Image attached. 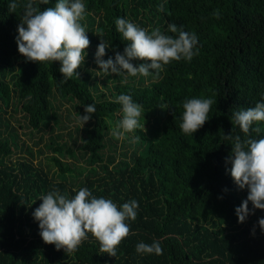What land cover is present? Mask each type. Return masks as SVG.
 <instances>
[{
	"label": "trees",
	"instance_id": "trees-1",
	"mask_svg": "<svg viewBox=\"0 0 264 264\" xmlns=\"http://www.w3.org/2000/svg\"><path fill=\"white\" fill-rule=\"evenodd\" d=\"M55 3L51 0L41 9ZM84 3L80 22L90 40L88 56L77 70L79 77L74 74L60 83L59 62H28L18 52L15 37L22 8L11 12L8 0H0V264H264V231L258 226L264 210L238 222L235 209L247 190H240L227 171L231 145L222 139L232 130L244 135L232 124L231 110L254 106L264 93V0ZM217 9L219 18L213 15ZM117 17L149 32L158 27L166 33L170 23L182 26L196 34L198 55L190 62L172 61L155 78L138 75L121 83L116 74L97 73L92 65L101 39L109 46L105 60L126 46L115 29ZM122 93L141 103L145 112L142 127L129 134L139 137L134 142L111 135L121 117ZM193 97H212L216 103L209 120L192 135L179 124L183 101ZM91 103L96 113L73 133L68 122L75 118L66 105L73 104L83 115ZM8 109L22 113L29 132H39L35 146L47 136L45 148L38 149L39 156L45 149L53 152L45 161L12 159L18 151L31 157L34 151L25 142L20 145L16 128L4 115ZM156 112L164 122L151 128L157 136H148L145 125ZM82 187L118 205L132 199L139 203L116 257L100 253L91 233L70 252L46 244L39 235L32 212L42 203L41 194L59 188L73 195ZM153 240L160 241L162 255L135 251L138 242Z\"/></svg>",
	"mask_w": 264,
	"mask_h": 264
},
{
	"label": "clouds",
	"instance_id": "clouds-1",
	"mask_svg": "<svg viewBox=\"0 0 264 264\" xmlns=\"http://www.w3.org/2000/svg\"><path fill=\"white\" fill-rule=\"evenodd\" d=\"M50 3L51 0H8V9L15 12L18 7L22 8L15 37L18 52L28 62H59V72L63 76L60 83H66L74 74L79 77L77 70L88 56L86 49L90 40L80 22L86 8L84 0H56L54 6L41 9V5ZM213 15L219 18V10H215ZM115 29L127 41L123 53L116 51L114 59L109 57L105 60L109 46L101 39L95 63L101 70L98 73L116 74L121 83L138 75L159 77L172 61L190 62L199 52L196 34L175 23L168 25L166 33L158 27L149 32L125 17H117ZM137 60L143 63L134 65L133 61ZM260 96L254 106L231 110L232 124L244 135H234L232 130L231 134L222 136L226 144L231 145V152L226 157V164L230 165L227 171L240 190H247V198L235 209L241 224L254 215L255 210H264V93ZM118 103L121 105V117L115 122L111 135L117 140L134 142L139 137L129 134L142 127L143 105L124 93L118 96ZM214 103L216 101L212 97L186 98L182 104L184 111L180 117V130L193 135L209 120ZM160 108L166 109L167 106ZM96 111L94 103L85 105L84 114L77 115L78 122L85 126ZM73 192L69 195L53 188L39 197L42 203L32 216L38 223L42 240L57 250L70 252L76 250L91 233L99 242L100 253L116 257L117 247L130 233L128 221L137 217L138 201L132 199L118 205L110 197L95 196L87 187ZM258 226L264 231V217L258 219ZM135 251L141 255L163 254L159 240L151 243L140 241L135 245Z\"/></svg>",
	"mask_w": 264,
	"mask_h": 264
},
{
	"label": "rangeland",
	"instance_id": "rangeland-1",
	"mask_svg": "<svg viewBox=\"0 0 264 264\" xmlns=\"http://www.w3.org/2000/svg\"><path fill=\"white\" fill-rule=\"evenodd\" d=\"M92 66H93V69L95 71H101L97 64H94ZM112 75H114V74H112ZM99 78L102 79V76H100ZM66 107L68 109H72V113L74 115L75 121L74 122H68V124L70 125V130L73 131V133H75L76 125L80 124L78 122V120H77V115L78 114L74 110V105L73 104L71 105V107H70V105H66ZM4 115L6 116V118L10 119L12 125L16 128L17 133L19 135V138L21 140L20 145L22 144V142H25L26 147H31L32 150L34 151V156H32V157L25 151L24 152L18 151L17 154H15L12 157V159L15 160V159H18L19 157H25V158L33 159L34 161H38V160L45 161L48 156L53 154L52 151L45 149V154L42 155V156H39L38 149H39V147L45 148L44 145H45V142L47 140V136L44 139V143L42 142L40 144V146H35L34 145V141H38V138H39L40 134H39V132H36V131H34V133L33 132H29L28 128L24 124L25 122L23 121L22 113L20 111H18L17 113H14V110L8 109L7 110V114H4ZM11 115L14 118L18 119V122L21 124V126H19V123L17 122V120L12 118ZM164 118L165 117L160 112H156V114L154 116H152L149 119V121L146 123V125H145L146 127L144 129V132L147 133L148 136L150 134H154L155 136H157V133L156 132L154 133L151 128L153 127V128L157 129V128L161 127L162 123L164 122ZM157 121H160V123H157ZM68 130H66V132ZM134 133H135V131L133 133H131V135H134Z\"/></svg>",
	"mask_w": 264,
	"mask_h": 264
}]
</instances>
